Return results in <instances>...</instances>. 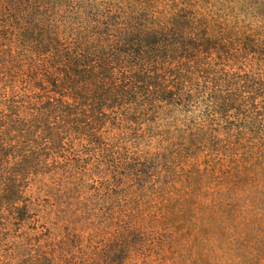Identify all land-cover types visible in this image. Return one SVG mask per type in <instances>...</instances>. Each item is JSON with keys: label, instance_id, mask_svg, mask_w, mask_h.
I'll use <instances>...</instances> for the list:
<instances>
[{"label": "trees", "instance_id": "obj_1", "mask_svg": "<svg viewBox=\"0 0 264 264\" xmlns=\"http://www.w3.org/2000/svg\"><path fill=\"white\" fill-rule=\"evenodd\" d=\"M194 110L198 120L180 137L213 158L205 172L218 173L229 194L256 179L264 42L147 0H0V234L33 224L25 194L34 182L74 188L87 171L114 184L142 181L160 153L141 161L138 148L171 115ZM178 144L176 153L188 147H170ZM166 202L159 214L129 209L118 248L157 233ZM45 244L32 261L48 260V250L38 254Z\"/></svg>", "mask_w": 264, "mask_h": 264}, {"label": "rangeland", "instance_id": "obj_2", "mask_svg": "<svg viewBox=\"0 0 264 264\" xmlns=\"http://www.w3.org/2000/svg\"><path fill=\"white\" fill-rule=\"evenodd\" d=\"M147 1L166 12L191 11L264 42V0ZM197 115L195 110L171 115L174 118L167 119L160 132H153L150 146L138 148L141 161L144 156L154 159L155 153L161 156L142 181L132 176L114 184L109 176L105 182L87 171L88 177L74 188L45 187L47 180L30 184L25 197L34 225L28 227L35 229L25 226L17 233L0 234V264H52L51 259L53 264H264V156L256 179L227 193L217 181L218 173L205 172L214 166L213 158L206 162V151L189 148L187 139L180 137L184 125L197 121ZM178 141L188 146L182 153H176L181 144L170 147ZM109 182L113 185L108 187ZM161 201L168 204L163 212L167 220L157 233L141 239L131 235L123 239L125 248H118L129 226V209L158 213ZM46 229L49 237L40 235ZM45 241L46 248L38 254L42 257L48 250V260L32 261L34 250Z\"/></svg>", "mask_w": 264, "mask_h": 264}]
</instances>
